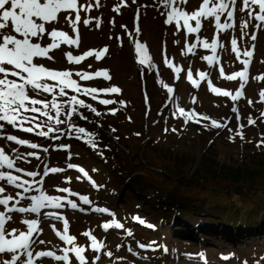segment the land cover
<instances>
[{"label": "rangeland", "instance_id": "obj_1", "mask_svg": "<svg viewBox=\"0 0 264 264\" xmlns=\"http://www.w3.org/2000/svg\"><path fill=\"white\" fill-rule=\"evenodd\" d=\"M201 3V0H187L181 7L191 13L198 10ZM78 4L90 5L88 11H80L81 21L77 25L79 46L72 45L66 49L67 46L63 45L60 53L53 56V61L43 59L38 62L52 70L72 71L73 74L77 71L94 73L108 70L109 81H104L103 77L83 81L77 76L81 80L78 83L82 87L98 89L116 86L121 93L99 92L97 99L92 100L90 96L66 90L68 96L78 95L101 112L97 117L89 109L78 107V114L73 116V123L84 127L87 133H92L91 136L81 134L76 138V133L66 125H60L61 133L50 134L60 135L59 140L40 138L5 125V133L49 147L48 153L37 150L41 161L29 158L30 163L18 162L17 166L42 171L44 163H47L49 167L63 168L62 173L37 177L44 180L43 185L37 187L61 196L67 194L57 192L56 188H70L89 197L92 204L84 205L79 196H69L77 202L78 208L73 210L69 206L60 209L59 213L69 222L67 234L75 235L78 244L86 245L89 241L81 233L91 231L105 243L106 250L113 253L112 258L101 256L99 264H264V118L261 117L264 102L259 96L264 91V79H256L257 76L264 77V29L256 30V41L246 43L253 51L248 81L240 99L232 101L230 97L212 92L206 80L198 89L193 87L185 75L191 68L194 79H197L199 72L204 71L209 74L214 87H224L231 92L239 90L240 82L233 86V82L224 77L239 71L242 65L238 60L237 65L220 64L229 34L233 32L231 28L220 32L223 48L217 49V62L208 65L201 57L213 53L201 46L195 49V55L188 53L187 45L195 43V34L186 37V30L177 31L175 25H167L166 15H161L165 9L160 0H136L135 3L133 0H99L98 6L97 0H78ZM64 15L61 14L55 28L66 30L76 38V33L63 22ZM72 16H75L74 12ZM85 19L91 21L87 26L83 23ZM224 21L225 16H222L221 22ZM46 27L51 28L52 25ZM136 28L139 32L135 31ZM248 30L251 34L254 31L251 25ZM129 33L133 35L129 36ZM199 35L211 42L216 35L214 21L202 19ZM133 41L145 45L154 68L149 69L147 61L144 66L138 63ZM105 47L108 51L102 59L97 61L94 56L88 57L79 65L70 64L64 55L68 51L82 55L86 50L100 51ZM165 58L173 65L172 68L166 66ZM178 67L184 71L177 73L175 69ZM220 67L224 69V77L219 74ZM162 84L172 87L173 92L168 93ZM36 98L51 101L54 97L45 94ZM55 98L59 103H67V98H60L58 94ZM101 99H113L117 103L102 105ZM181 107L190 114L187 123L179 112ZM233 107L238 108V113L231 111ZM64 111L66 109H62ZM52 114L55 115L54 111ZM81 115L88 119H80ZM249 117L255 120V124L248 123ZM61 119L65 116L62 115ZM212 119L226 123L232 131L212 128ZM241 132L243 139L238 135ZM89 140L97 147L93 148ZM0 146L5 147L6 153L12 149H18L20 153L33 151L3 139H0ZM11 155L15 156V152ZM69 155L71 159H66ZM68 163L83 167L88 176L68 169ZM130 164L137 169L129 175ZM204 164L242 167L243 171H250L252 182L234 186L219 175L218 178L206 177L194 184L189 179L190 171L201 172L205 170ZM138 172L144 175L146 184L132 180ZM168 172L173 174L172 177ZM24 178L31 180L30 177ZM16 191L6 187V193L14 194ZM169 194L178 197L176 209ZM28 195H39V192L33 191ZM23 203L27 205L28 201ZM237 206L245 208L236 213L229 209ZM97 207L107 208L114 216L93 211ZM81 208L84 210L80 211ZM12 215L9 229H20L23 227L20 223L22 218H32V214L27 213ZM134 217L144 220L145 225L142 226ZM39 219L42 231L34 238L44 240L45 244L34 247L53 251L63 247L48 218L41 215ZM113 219L124 224V229L104 232L100 225ZM51 224L62 231V222L52 221ZM148 224L153 227H147ZM127 230H131L133 235L128 236ZM140 244L151 245L154 250L142 249ZM129 247L132 253H129ZM85 255L91 264L95 254L86 252ZM117 258L122 260L117 261ZM70 260L72 264H78L71 254ZM47 263L62 264L48 258L37 261V264Z\"/></svg>", "mask_w": 264, "mask_h": 264}, {"label": "snow or ice", "instance_id": "obj_2", "mask_svg": "<svg viewBox=\"0 0 264 264\" xmlns=\"http://www.w3.org/2000/svg\"><path fill=\"white\" fill-rule=\"evenodd\" d=\"M135 2L136 0H133V3ZM160 3L165 9L164 12H161V15H166L165 23L167 25H175L177 31L186 30V37L195 34V43L187 45V52L195 55V49L198 46L210 50L213 54L204 55L201 59L206 61L208 65H214L218 59L217 49L223 48L219 37L220 32H227L230 28L234 31L237 26L235 23L237 0H202L198 10L191 13L181 7L187 3V0H160ZM98 4L99 0H97V6ZM89 8L90 5L78 4V0H0V139L33 150L28 153H20L18 149H12L11 152H15V156H12L11 152L6 153L4 146H0V208L3 209L0 210V264H37V261L44 258L51 259L54 262H62V264H72L70 254L78 264H89V259L85 255L86 252L95 254L91 259V264H99L101 256L113 257V253L106 250L105 243L98 240L91 231L81 233L89 241L86 245L78 244L75 235L67 234L69 232V222L59 213V210L69 206L73 210L78 208L77 202L69 199V196H79V200L84 205L92 204L87 195H79L70 188L55 189L57 192L66 193V196L54 195L47 193L41 187H37L44 183L43 179H37V177H47L50 173H62L63 168L49 167L47 163H44L42 171L26 170L17 166L18 162L30 163L29 158L41 161V156L37 150L48 153L49 147H42L36 142H30L4 132L5 125H8L14 130L34 134L40 138L59 140L60 135L50 136V134L61 133L59 126L66 125L68 129L77 134L76 138H80L81 134L92 135V133H87L84 127H78L74 124L73 116L78 114V107L89 109L97 117L101 115V112L91 104H86L84 99L78 98V95L68 96L66 90H71L73 93H82L84 96H90L92 100H96L99 92L120 93L121 89L116 86L104 89L82 87L77 80L72 79V71L52 70L38 62L43 59L53 61L54 57L49 53L54 49H60L61 45L79 46L77 25L81 21L80 11H88ZM239 11L245 14L239 22V42L234 35L229 34V37L230 50L236 55L243 69L224 77L223 67L219 68L220 76L227 81H240L239 90L233 94L231 91L214 87L209 79V74L204 71L199 72L200 79L207 81V87L212 92L221 97H230L232 101L240 99L248 81V66L253 57V51L243 45V40L248 38L251 41H256V30L264 29V0H241ZM73 12L75 13L74 17L72 16ZM62 13L66 14L62 17L63 22L76 33V38H73L68 31L55 28V24L60 21ZM138 15L137 12V18ZM222 16H225L223 23L221 22ZM202 19L214 21L216 35L211 42L207 38L202 39L199 35L202 28ZM192 21L195 22V26L190 23ZM90 22L88 19L83 21L86 26ZM46 25H52V27L48 28ZM250 25L254 30L252 34L248 32ZM122 27L126 28V26ZM135 31L139 32V28H136ZM131 35L133 33H129V36ZM45 40L48 42L44 43ZM133 43L135 44L138 63L144 66L147 61V67L149 69L154 68L155 66L145 50V45L135 41ZM251 48L254 49L255 45L252 44ZM107 51L108 48L105 47L100 51L86 50L82 55H73L72 51H68L64 55L70 64L79 65L88 57L94 56L99 61ZM164 62L167 67H173L172 64L168 63L167 58ZM175 71L180 73L184 70L178 67ZM75 75L83 81H92L97 77H103L104 81L111 80L108 70L103 69L94 73L77 71ZM185 75L193 87L197 89L200 87V81L194 79L191 68L186 71ZM256 79L262 80L264 77L257 76ZM49 81L53 83H49ZM162 87L166 88L168 93L173 92V88L168 85L162 84ZM29 93H32V95ZM45 94H52L54 98L51 101L46 98H36ZM57 94L60 98H67V103L57 102L55 98ZM259 96L261 101L264 102V91H261ZM99 102L102 105L117 103L113 99H101ZM248 103L251 105L252 101L249 100ZM62 109H66V111L62 112ZM53 111L55 115L52 114ZM231 111L238 113V108L233 107ZM179 112L184 115L185 123H187L190 114L186 113L183 107L179 108ZM173 114L175 115V113ZM62 115L65 116V119H61ZM261 117L264 118V113H261ZM80 119L87 120L88 118L81 115ZM205 119L208 118L205 117ZM196 122L199 123L198 120ZM248 123L250 125L255 124V120L249 117ZM205 127L208 126L205 125ZM211 127L215 129L227 128L229 132L232 131L226 123H221L216 119L211 120ZM112 131H115V129H112ZM172 131H176V129H172ZM238 135L241 139L244 138L242 132ZM88 142L93 148L97 147V144L91 140ZM61 147L66 148V146ZM66 159H71V156H67ZM67 168L75 169L85 177L88 176L83 167L77 168L76 165L68 163ZM24 177H30L31 180ZM77 179L79 180L80 177L78 176ZM6 187L15 188L18 191L14 194L6 193ZM33 191L39 192V195H28ZM25 200L28 201L27 205L23 203ZM83 210V208L80 209V211ZM93 211L114 216L107 208L97 207ZM26 213L32 214V218H22L20 220L22 228H8V224L13 222L12 214ZM41 215L48 218L54 235L58 237L59 241L63 242L64 246L56 251L37 250L34 247L37 244H45L44 240L37 241L34 238L42 231L40 229L41 220L39 219ZM134 219L142 226L145 225V221L139 217H134ZM52 221L62 222V231L56 230L55 225L51 224ZM100 227L104 232H108L110 229H124L125 226L113 219L111 222L102 223ZM147 227L152 228L153 226L148 224ZM127 235L132 236V231L127 230ZM139 247L145 250H154L151 245L140 244ZM164 250L167 251L166 248ZM128 251L132 253L133 250L129 247ZM120 260L122 258H117V261Z\"/></svg>", "mask_w": 264, "mask_h": 264}, {"label": "trees", "instance_id": "obj_3", "mask_svg": "<svg viewBox=\"0 0 264 264\" xmlns=\"http://www.w3.org/2000/svg\"><path fill=\"white\" fill-rule=\"evenodd\" d=\"M208 161L211 162L212 160L208 159ZM129 166H131V164ZM202 167H204L205 170H203L201 172H198V171L192 172V170L190 171L191 173L189 174V179H192L194 184H198V181H200L206 177L218 178V177H220L219 175L223 176V180L232 182L234 186H237L240 184L241 185L247 184V183L252 182V174L250 173V171H247V169L245 171H243L244 169L242 167L231 168V167H228L226 165L220 166L217 164H215V166H209L208 164H204V166H202ZM136 169H137V167L131 166L129 175L131 174V171H134ZM137 171H140V170H137ZM164 171H165V169H164ZM164 171H162V172H164ZM168 173L170 174V177H172L173 174H171V172H168ZM200 174H202V175H200ZM135 179L139 180V183L141 182V184H143V185L146 184V182H147L144 175L140 172H138L135 175V177L132 178V180H135ZM234 193H236V192H234ZM169 197L171 199L173 207L176 209L177 205L179 204V201H176L178 199V197H173V194H169ZM172 197H173V199H172ZM243 208H245V207H243ZM243 208H240L239 206L229 207V209L233 213H236L237 211H241V209H243ZM186 209H189V208H186ZM246 210H247V208H246ZM249 218H252V215Z\"/></svg>", "mask_w": 264, "mask_h": 264}, {"label": "bare ground", "instance_id": "obj_4", "mask_svg": "<svg viewBox=\"0 0 264 264\" xmlns=\"http://www.w3.org/2000/svg\"><path fill=\"white\" fill-rule=\"evenodd\" d=\"M196 2L197 1H200V0H195ZM202 1V0H201ZM240 7H241V0H237V4H236V9H237V11H236V13H235V23H236V29L232 32V34L231 35H234L235 37H237V39H238V42H239V38H240V29H239V22H240V20L243 18V16L245 15V14H242L240 11H239V9H240ZM191 23V22H190ZM248 32L251 34V32H250V30H248ZM251 40L250 39H248V38H244V40H243V44H244V46H247L248 47V45H246V43H250L251 44ZM67 46V45H66ZM71 46H67L66 47V49H69ZM62 48H64L63 47V45H61V48L60 49H54V50H52L50 53H49V55H51V56H54L56 53H60L59 51H61L62 50ZM248 48H250V47H248ZM220 64L222 65V66H226V65H237V58H236V55L234 54V53H232L231 52V50H230V38H229V40L227 41V46H226V48H225V56L223 57V58H220ZM248 68H249V66H248ZM242 70L243 69V66L241 67V68H239V70ZM72 79H78V80H80L79 78H77V76L75 75V74H73V76H72ZM199 80H201V79H199ZM81 81V80H80ZM203 82L205 81V80H202ZM233 82V86H235L236 84H238V82H240V81H232ZM251 88H253L252 86H251ZM251 88H249V90L251 91ZM234 93L236 92V90H234L233 91ZM121 93V92H120ZM233 93V94H234ZM45 250H47V249H45ZM47 264H54V263H47Z\"/></svg>", "mask_w": 264, "mask_h": 264}]
</instances>
